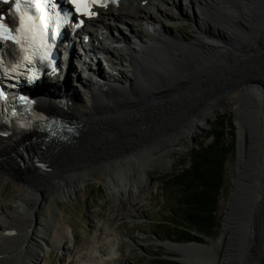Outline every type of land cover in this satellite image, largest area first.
Returning <instances> with one entry per match:
<instances>
[{"label": "bare ground", "instance_id": "obj_1", "mask_svg": "<svg viewBox=\"0 0 264 264\" xmlns=\"http://www.w3.org/2000/svg\"><path fill=\"white\" fill-rule=\"evenodd\" d=\"M184 1L187 2L186 5L188 9L191 10L195 26L198 29V35L194 38L195 42L184 41L182 38H179L180 36L178 34L176 35L171 31L172 26L169 21L174 18V14L170 12L168 13L161 9V6H158V3H164L167 5L171 4L177 8V5L179 6L181 0H158V3H155L153 0H123L120 1L118 5H108L106 7L98 8L93 15L87 18L86 25L78 31V35L75 37L76 42L72 48L71 56L68 61L66 60L64 63L62 62V65L60 66L62 71L58 72L60 73L59 75H63L60 82H58V77H53L55 73H52L51 79H55L56 82H53L52 80L51 82H48V80L41 82L40 85L37 86L38 92H41L39 93L41 95L37 96L38 107L73 122L74 128L71 132L67 133L66 137L62 140L52 138L41 145L35 142L29 144L32 151L35 147L39 149L38 152H36L38 155L36 161H32V158L29 157V154H25L24 150L21 151V155L23 156L18 154L17 150L19 149V141L22 138V135L18 134L14 128H10L0 123V177L2 176L3 179L6 180V185L16 183L15 190L18 192V199L22 201V205L14 207L6 203L1 206L2 208L11 210L13 216L12 221L8 220L6 221V224L0 223V264H31L33 262L32 259L36 258L37 248L42 244H46L45 242L54 241L58 244L62 243V247L65 245V241L61 240L64 236V232L61 230H54L51 234H48L43 231L44 229L42 230V228H44L43 226L38 230L31 229V212L38 202L40 203L47 198L45 186V184H47L45 183V177L47 175L59 176L57 182L52 181V183H49L54 185L57 192L66 195L73 193L72 191L75 190L81 181L79 178L80 175L77 177L79 178L78 180L74 179V173L63 177L62 173L58 172V169L69 165L74 169V172L79 170V173L81 170V164H86V160L84 161L82 157L84 156V151L86 149L88 152L89 146H91V140L95 139L94 144L96 147L99 146L100 138L98 137L101 136L97 135L98 137L93 138L90 136L89 132H87V129H91L89 118H94L92 115L96 113L97 114L94 115L95 120L91 121V123H95V121L98 122L99 127L103 128L102 130L104 131H106V128L111 127L116 129L117 126H115V124H117L116 121L119 118L125 119L126 124L132 123L134 119L131 118L137 117V120H139L138 116H140L141 118L145 117L144 120L148 122L147 125L143 123L147 128L145 130L150 132L152 131L150 127H153L154 129L156 128V122H152L155 115H153V117L150 113L158 115L160 108L163 109V115H172L180 111V115L179 113L176 114L178 119L180 118L179 123H176L177 125L175 128L173 127L174 132L171 133L170 136H172V138L169 139V142H164L162 147L152 148V152L155 151L157 154H161V152H163V154H168L174 150L179 139H192L199 129L204 127L206 123H209L221 112L229 110L237 114L239 107L241 108L242 105L240 104L241 97L243 95L250 97L249 101L251 100L252 104H247L245 109L248 106H251L252 109H254V112H256L260 123V136L262 137V139H260L263 142L260 141L261 148L259 149L261 154L259 155L260 166H258V168H260L259 173L260 176H262V180L258 187L261 190L256 192L257 197L254 199V208L251 209V217H246L245 219L246 224L242 230L247 232L243 235L244 239L249 241L255 237L257 233L256 228L258 227L256 223L258 220H261V227L264 226V211L262 210L264 202H261L263 199L262 196H264V79L258 77H244L239 81L232 76V73H229L224 79L229 81L230 76H232V82H230V89H227L224 96L220 97L219 95L218 97H215L214 93L211 92L212 94L210 97L205 98L206 100L203 101H207L206 103L202 104V99H200L199 101L201 103L197 102L196 105L192 106V101L196 100L195 98L198 96L196 93L198 86L201 84V86L205 88L207 87V82L209 83V81L215 78L210 75L208 76V72L201 69L203 64L210 61H217L218 65L214 66V73L218 70L219 72L220 70L223 71L236 64L243 65L242 67L246 70L249 69L250 65L254 64L259 57H263L262 54H264V48H253L252 45H256V43L250 40L249 33H251V30L254 28L253 26L256 25H254V11L256 10L261 12L259 20L257 19L258 30L262 29L264 31V0ZM148 5H152L156 12L159 13L160 17L158 19L149 11ZM205 5H210V8L215 11V15L223 14L225 17H228V19H223L224 21L222 23L215 22L213 26L210 24L208 26L205 25L203 22L205 19L202 20L196 15V11L204 8ZM187 14L188 11L186 14L182 15L184 19L188 18ZM215 15L213 16L216 17ZM208 20L211 21V19ZM147 32L149 37L146 38L145 33ZM109 33H113L114 36L112 38L107 37ZM131 36L134 37L136 41H133ZM85 39L88 40L85 41ZM158 42L159 44H157ZM234 44L243 47L246 50L242 56L251 53L250 55L253 54L251 58L254 60L250 63L246 60L243 61L244 59L240 61L228 60L229 63H231L229 65L226 64V62L224 63L223 58H216L221 55H218L219 52L229 50V48H232L231 45ZM236 45L235 47H237ZM76 46L80 47V52H75ZM175 46L177 49H172ZM185 48L188 51L192 49L194 58L197 62H195L196 66H193L190 71H187V74H183L184 76L181 78L182 75L181 73L179 74L180 71H178L177 67H180L183 64H170L167 57L170 55V50H174L173 54L175 55V51H181L182 53V49L185 51ZM237 48L233 49L238 50L239 48ZM72 60H75L77 63H73ZM89 61L92 62L94 65L93 67H91ZM106 61L110 62L112 65V68H110L111 65L108 64L107 71L105 70ZM182 63H186L185 58ZM149 64H151L154 69L156 68L157 70H160V76L163 74L164 77L163 75L160 77L159 73L158 75H155L154 72L149 71L153 68H151ZM120 65H124L126 68L120 67ZM147 65H149L150 69H148L149 67ZM75 66L80 67L81 71L79 68H77V70ZM244 69L241 70L244 71ZM73 72L76 73L74 78H72L71 74ZM175 81L177 82L172 85ZM51 87H53V89H51ZM117 88H125L126 91H120L117 90ZM137 88H143L140 94L134 93V90L138 91ZM144 88H147V91L145 89L143 94ZM201 89H199L201 92L199 94H204V91ZM131 93L134 94V96H131ZM141 94H143V97L140 96ZM59 97H63L64 101H58L57 98ZM211 97L214 98H212L213 101H211L212 99L210 100ZM175 99L177 101L176 103H174ZM96 101L99 105L98 109H96L97 106L93 105ZM259 103H261L260 107L257 105ZM124 104H127V106ZM141 106H143V112H138L136 108ZM259 110H262V114H259ZM115 113L120 116H115ZM134 114L137 116H134ZM129 119L130 121H128ZM168 119H170V117H168ZM244 128L245 127L239 123L238 131L242 138H240L238 144L239 152L237 154V159L238 161L240 160V165L243 162L246 163L248 160L247 155L249 154V151L246 154V147L241 143V141H245L243 138V134L245 133H243ZM116 137H118V135ZM130 143L131 142H128L129 147ZM135 143L137 142H132L133 145ZM98 148L101 149V147ZM187 148V144L183 142L182 152H186ZM103 149L102 151L98 149L99 153H97L98 150L93 153L100 157L101 154L103 155V152L106 151L107 153L112 151L113 148L106 147L104 150ZM136 153V151H134V153L131 151L125 154H120V156H115L114 154V157L112 158L115 162H129L132 165L131 167L133 168V171L130 177L113 178L111 176H101L98 175L99 173H93L91 174L93 180L97 183H102L110 192L117 193L121 197L125 196V194H128L129 196L133 192L134 194H137L140 199H143L144 196L141 195V191L147 185L148 176L145 174L143 167H136V165L139 164L136 160ZM94 157H92L94 162L99 160L98 157ZM110 157H112V155ZM22 159H25L26 161L22 162ZM164 165L165 164H163L164 170H168L172 166L171 163L169 165ZM238 168H240L239 165ZM61 176L63 178H60ZM38 180H40L43 185L38 182ZM18 183H22V185L26 186L27 189H30L32 193L29 192L28 194H25L27 193V190L22 187L19 188ZM238 187L236 174L232 183V193L222 220L223 229H228L230 232L228 233L226 240L220 241V243L217 244V246L221 244V246L223 245L224 247V252L222 254L223 261L226 259V251L234 250L232 241L240 230L239 221L238 218L234 216L233 209ZM2 196L3 193L0 192V197ZM48 199H51V197H48ZM41 221L46 222L44 219H41ZM249 223L252 224V226L256 224L257 227L254 229L250 228ZM13 232L16 233L14 234ZM45 235L48 236L46 237ZM251 241L253 242V240ZM16 242L18 243V247H15ZM161 244H163L162 246L168 250L178 252L180 257H177L183 264H199L197 257H193L190 254L191 252L188 253L189 251L186 249V245L174 244L172 242H162ZM211 244L212 243L207 244L205 242L201 245L197 244L195 247H191H210ZM246 246V249H243V254L245 253L246 255L244 256L245 262L243 263L247 264L249 262L250 264H258V261L251 262V258H249L250 252L248 246H250V249L253 248V246L250 245V243ZM210 248L212 249L213 246ZM241 249L238 248L239 255L242 254ZM245 250H248L247 253ZM90 252L92 255L83 256L81 258V264H96L105 259L101 254H97L99 252L95 246H93V249ZM212 259L215 261L214 263L213 261L211 263L218 264L219 259L217 253H215V256H212Z\"/></svg>", "mask_w": 264, "mask_h": 264}, {"label": "rangeland", "instance_id": "obj_2", "mask_svg": "<svg viewBox=\"0 0 264 264\" xmlns=\"http://www.w3.org/2000/svg\"><path fill=\"white\" fill-rule=\"evenodd\" d=\"M153 1L155 3H158V0H153ZM186 3H187L186 1L181 0L179 6L177 5V8H175L171 4L167 5L164 3H158V6H161V9H163L164 11L174 14L173 15L174 18L171 21H169V23L172 26L171 31H173L176 35L178 34L180 36L179 38H182L184 41L185 40L194 41V38L198 35V29L195 26L193 14L191 10L188 9ZM148 6H149V11L152 13V15L158 19L160 17L159 13L156 12V10L153 8L152 5H148ZM187 11H188L187 14L188 18L184 19L182 15L186 14ZM196 15L202 20L205 19L208 23L205 20L203 22L207 26L209 24L213 26L215 22L222 23L224 20L228 19V17H225L223 14L215 15V11L212 8H210V5H205L204 8L198 9L196 11ZM213 15H215L216 17H214ZM254 15H255L254 25L255 24L256 25L253 26L254 28L251 30V33H249L250 40L256 43V45H252L253 48L260 49V48H264V31L262 29L258 30L257 27L258 26L257 22L259 20V17L261 16V12L259 10H256L254 11ZM208 19H211V21ZM145 34H146V38L149 37L148 32ZM157 44H159V42ZM235 45L236 44L231 45L232 48H229V50H225L224 52H219L218 55L221 54L220 55L221 57L219 56L216 58L218 59L223 58L224 63L226 62V64L229 65L231 63H229L228 60L240 61L244 59L243 61L246 60L249 61V63L254 60V59L252 60L251 58V56L253 55V54L250 55L251 53L246 56L245 55L242 56L246 50L243 47H239L236 45L239 48L238 49L237 47H235ZM176 46L173 47L172 49H177ZM75 48H76L75 49L76 53L77 51L80 52V47L76 46ZM233 48H237L238 50ZM172 51L170 50L169 52L170 55H168L171 59L167 57V60L170 62V64H174V65L183 64L182 66L177 67L178 71H180L179 74L181 73L182 75L181 76L182 78L184 76L183 74H187L186 73L187 71H190L193 66H196L195 62H197V60L194 58V53L192 52V49L189 51L186 50V48L185 51H183L182 49V53L181 51H175V55L173 54L174 50ZM262 55L263 57H259V59L254 64L250 65V68L246 70L244 69V67H242L243 65L236 64L235 66L226 68L223 71L220 70L219 72L218 70L214 73L215 70L214 66L218 65L217 61H210L208 63H205L206 65L203 64L201 66V69L207 71L208 76L210 75L211 77H215V78L209 81V83L207 82V87L205 88L202 87L201 84L200 86L202 87V89L200 86H198V90L196 92L198 96L196 95L197 96L195 98L196 100L192 101L193 102L192 106L196 105L197 102H200L199 101L200 99H202L201 100L202 104L206 103L207 101L206 102L203 101L206 100L205 98L210 97V95L212 94L211 92L214 93L215 97H218L219 95L220 97L224 96L226 94L227 89H230L229 87L231 86L230 82H232L231 81L232 76H234L239 81L244 77L246 78L258 77L260 79H264V54ZM184 58L186 60L185 64L182 63ZM72 61L75 64L77 63L75 60ZM89 63H91V67L94 66L92 62L89 61ZM108 64L111 65L110 62L106 61L105 62L106 71L108 70L107 67ZM149 65L151 68L153 67L151 66V64ZM149 65L147 66L149 67ZM120 67L126 68L124 65H120ZM150 67L148 69H150ZM237 67L240 68L238 69ZM75 68L76 69L79 68V70L81 71L80 67L75 66ZM110 68H112V65ZM153 69L154 67L149 71L154 72L155 75H158L159 73L160 76L161 74L160 70H157L155 68L154 71ZM241 69L242 70L244 69V71H242ZM229 73H232L233 75L230 76V80L227 81L224 78L225 76L227 77ZM71 74H72V78L76 76V73L74 72ZM162 75L160 77H162ZM55 77H58L61 80L63 75H57ZM176 82L177 81L173 82L172 85ZM137 89L138 91L134 90L135 94L138 93L140 94L141 90H143V88H137ZM145 89L147 91V88H144L143 94L145 92ZM199 89L203 90L204 92L203 91L202 92L204 94H199L201 93ZM117 90L126 91L125 88L124 89L117 88ZM143 94H141L140 96H142ZM202 95L205 96L203 97ZM131 96H134V94H132ZM245 96L246 95H243L241 97L240 104L242 105L241 108L239 107L238 109L239 111L237 112V114L229 110L221 112L220 114L215 116L209 123H206L204 127H202L197 131L196 135L192 138L194 139L193 143H191L192 139L190 138L179 139L174 150H172V152H169L168 154L167 153L163 154V152H161V154L159 153L157 154L155 151L152 152V148L155 147L158 148L160 146L162 147L164 142L166 141L169 142V139L172 138V136L170 135L171 133L174 132V128L177 125L176 123H179L180 118L178 119L176 114L179 113L180 115V111L178 112L176 111L177 113L172 115L164 114L165 115L164 116L162 113L163 109L160 108L159 109L160 111L158 110L159 111L158 115L154 113H150L151 116L155 115V117L153 116L155 121L153 120L152 122L154 123L156 122L155 124L156 128L154 129L153 127H150V129L152 130L150 132H147L145 130L147 129L145 125L148 124V122L144 120L145 117L141 118L140 116H138L139 120H137V117L131 118L130 116L131 119H134L136 121L133 120L132 123H126V124H125L126 122L125 119L119 118L116 121L117 124H115V126H117L116 129L115 128L113 129V127H111V128H106V131H104L102 130L103 128L99 127L98 122L95 121V123H91V121L95 120L94 115H96L97 113L92 115L94 118H89L90 120L89 125H91V129L89 130L87 129V132H89L90 136L93 138L101 136L98 137L100 138V144L98 147H101V149L96 147V145L94 144L95 139L91 140V144H90L91 146H89L88 152L86 149L85 150L86 152L84 151V156L82 157L84 161L86 160L85 161L86 164L85 165L84 163L81 164V170L79 172L81 174L78 173L79 170L75 171L76 172L75 173L74 169L69 165L58 169V172H61L63 177H66L67 175L74 173L75 174L74 179L78 180L80 178L81 181L79 182L75 190L72 191L73 193L66 195L57 192L54 185L50 184L52 183V181L57 182L59 176L47 175L45 177L46 180L45 183H47L45 184L47 191V198L46 200L41 201L40 203L38 202L31 212L32 214L31 229L38 230L43 226L44 228H42V230L44 229L43 231L47 232L48 234H51L52 231L54 230L55 231L61 230L64 232L63 239L61 240L65 241V245L62 247V243L58 244L57 242L54 241L45 242L46 244L44 245L42 244L37 248V253L35 256L36 258L32 259L33 262L31 264H81V258L83 256L92 255L90 251L93 249V246L97 248V251L99 252L97 254H101V256H104L105 258L101 262L99 261L96 264H147L149 259L153 258L154 256H158L160 253L162 254L161 257H163L164 254L173 255V256L175 255L180 257V254L178 252H174L163 247L162 246L163 244L158 243L156 238L157 236L161 241H165V240L175 241L173 236L166 235L165 231L158 228L159 225L164 224L168 220L167 210L171 206L168 201L169 197H166L165 195V185H163L162 180H167L170 174L180 172L183 167H187L189 165L190 161H189L188 153L192 147L197 146V144L199 143H202L204 145L211 143L212 137L208 136L211 125L214 124L215 122L220 121L223 118H229L231 124L233 125L234 144L224 164L223 184L220 189L218 208L215 214V219L218 222L217 226L215 227L214 232L210 235H204L198 233L204 237V238L201 237L202 241H198V242L201 243L206 242L207 244L212 243L210 247L213 246V248L211 249L210 247H206V246L202 247L200 249L201 251L199 252L200 259H197V261L199 264H213L215 260L212 259V256L213 255L215 256V253H217L219 259L218 264H244L243 263L245 262L244 256L246 255L245 253L243 254V249H246L247 247L246 245L250 243V245L253 246V248L251 249L250 246H248V250L250 252L249 258H251V262L258 261V264H264V226L261 227L260 225L261 220H258V222L256 223L258 227L256 226V224L252 226V224L249 223L250 228L254 229L255 227H257L256 232L258 234L256 233L255 237L251 239L253 240V242L251 240L248 241L247 239H244L243 235L247 231L242 230L246 224V220L243 219L242 211H240L239 214H237L238 216L234 211V216H236L239 221L240 230L238 231L239 233L235 235V238L232 241V246L234 250L226 251V259H224L225 261L222 260V254L224 252L223 245L221 246L220 244L219 246H217V244H219L220 241L226 240V238L228 237L227 235L230 232L228 229L226 230L223 229L222 220L224 218L227 204L229 202L228 196L230 192V184L232 188V183L234 179L232 178V176L234 177L235 161L237 154L239 152L238 144L240 138H242L238 131L239 123H241L242 126L245 127L243 131V133L245 132L243 134L244 135L243 138L245 139V141H241V143L244 144V146L246 147L245 149H247L248 145L251 147L250 149V153L252 154L251 162L253 163L258 162L259 164L260 161L259 155L261 154V151L259 148H261L260 144L261 142H263L261 140L262 137L260 136L261 134L260 123L258 121V116L256 112H254V109H252L251 106H248L247 107L248 109L247 108L245 109V106L247 104H252L251 100L249 101L250 97L248 96L245 97ZM213 97H211L210 100ZM213 99L211 101H213ZM176 102L177 101L175 99L174 103ZM93 105L97 106L96 109H98L99 105L97 104V101L93 103ZM124 105L127 106V104ZM257 105L258 107H260L261 103ZM142 107L143 106L137 107L136 110L138 112L142 111L143 110ZM160 114L163 116V118ZM115 116L119 117L120 115L115 113ZM134 116L137 115L134 114ZM168 117H170V119H168ZM128 121H130V119ZM143 121H145L146 123ZM117 135L118 137H116ZM226 139L228 140L229 138L227 137ZM128 142H131L129 144L130 147L128 146ZM132 142H137V143L133 145ZM183 142H185L188 147L186 152H182ZM106 147H111L113 149L112 151H109L107 153L106 151L103 152V155L101 154L100 157L96 156L93 153L96 152L98 149L102 151V149L103 148L105 149ZM35 150H37V147H35ZM99 150L97 153H99ZM131 151H133V153L134 151L137 152L136 160L139 162V164H137L136 167L138 166L143 167L145 174L148 176V181L146 183L147 185L141 191V195L144 196L143 198L144 200L140 199L139 196L137 194H134L133 192L129 196L128 194H125V196L123 197H121L117 193L110 192L107 189V187L104 186L102 183L95 182L93 180V176L91 175L93 173L96 174L99 173L98 175L101 176L107 175L113 178L130 177L133 171V168L131 167L132 165L129 162H124V163L115 162V160L112 158L114 157V154L115 156L118 155L120 156V154H125ZM111 155L112 157H110ZM92 157L94 158L98 157L99 160L94 162ZM170 163L172 164L171 168L168 170H164L163 164L169 165ZM62 176L60 178H63ZM38 182L41 183L40 180H38ZM6 184H7L6 180H4L3 177L1 176L0 192L3 193V196L0 197L1 199L0 223L2 224H6V221L8 220L12 221V216H13L11 210L1 207L2 204L6 203L8 205H11L12 207L17 205H22L21 204L22 201L18 199L19 197L17 196L18 192L15 190L16 183H12L13 185L12 184L6 185ZM18 186L19 188L22 187L27 190V193H25L24 191L25 194H28L29 192L32 193V191L30 189H27L26 186L22 185V183H18ZM48 197H51V199H48ZM171 197H173L172 194ZM262 197L264 199V196ZM263 199L261 200V202L262 201L264 202ZM262 210L264 211V206ZM41 219H44L47 223L41 221ZM13 233L15 234L16 232ZM192 233L195 234L194 231H192ZM45 236L47 237L48 235ZM177 242H185V241H177ZM15 247H18L17 242L15 243ZM238 248L241 249L242 254L240 255L238 254L239 253ZM247 251L245 250L246 253ZM212 261L213 263H211ZM251 264H257V263H251Z\"/></svg>", "mask_w": 264, "mask_h": 264}, {"label": "trees", "instance_id": "obj_3", "mask_svg": "<svg viewBox=\"0 0 264 264\" xmlns=\"http://www.w3.org/2000/svg\"><path fill=\"white\" fill-rule=\"evenodd\" d=\"M233 129L229 118L212 124L208 134L211 143L192 147L188 153L189 165L162 180L171 206L167 210V223L158 228L175 241H202L192 231L204 235L214 232L224 164L234 144ZM161 255L149 259L147 264H180Z\"/></svg>", "mask_w": 264, "mask_h": 264}, {"label": "water", "instance_id": "obj_4", "mask_svg": "<svg viewBox=\"0 0 264 264\" xmlns=\"http://www.w3.org/2000/svg\"><path fill=\"white\" fill-rule=\"evenodd\" d=\"M262 110H259V114H262L261 112ZM194 142V139L191 140V143ZM250 149L251 147H247L246 149V154L249 151V154L247 155L248 160L246 161V163H242L240 165V160H237L236 157V161H235V172H234V177L237 174V183H238V191L237 194L235 196V204H234V211L237 214H239L240 211L243 212V219L245 220L246 217H251V209L254 208V199L255 197H257V191H260L261 189L258 188L260 186V182L262 180V176H260L259 173V169L258 168V162L253 163L251 162V158H252V154L250 153ZM240 158V157H239ZM244 161V160H242ZM240 166V168H238V166ZM240 170V171H239ZM232 176V178H234ZM232 180V179H231ZM232 183V181H231ZM232 193V189H231V184H230V192H229V196L228 199L230 198V195ZM238 216V215H237ZM196 236L198 237H202L200 234L195 233ZM157 242L158 243H162V242H172L175 244H184L187 246L186 249H188V253H190L193 257H198L197 259H200L199 257V252L201 251L200 249L202 247H196V248H192L191 246H196L197 244H202L201 242L195 241V240H190V241H185V242H175V241H170V240H165V241H161L157 236ZM239 252V251H238ZM165 258L173 260V261H177L180 264H183L177 256H173V255H167L164 254Z\"/></svg>", "mask_w": 264, "mask_h": 264}, {"label": "snow or ice", "instance_id": "obj_5", "mask_svg": "<svg viewBox=\"0 0 264 264\" xmlns=\"http://www.w3.org/2000/svg\"><path fill=\"white\" fill-rule=\"evenodd\" d=\"M19 2V0H18ZM73 3H82V4H87V3H98L99 0H72ZM113 2H115V0H113ZM7 25L3 22V17H0V29H3L4 27H6ZM9 31L11 32H15V31H19L18 28H10ZM4 40V35L3 32L0 31V41Z\"/></svg>", "mask_w": 264, "mask_h": 264}]
</instances>
